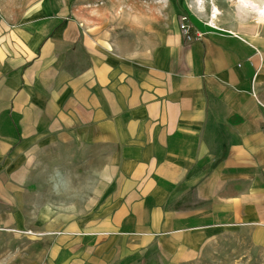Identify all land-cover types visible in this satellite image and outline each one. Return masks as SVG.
Masks as SVG:
<instances>
[{"label": "crops", "instance_id": "1", "mask_svg": "<svg viewBox=\"0 0 264 264\" xmlns=\"http://www.w3.org/2000/svg\"><path fill=\"white\" fill-rule=\"evenodd\" d=\"M97 2L0 21V233L37 264H203L227 239L264 262V22L189 1L192 41L177 16L134 36ZM47 165L67 203L29 188Z\"/></svg>", "mask_w": 264, "mask_h": 264}, {"label": "rangeland", "instance_id": "2", "mask_svg": "<svg viewBox=\"0 0 264 264\" xmlns=\"http://www.w3.org/2000/svg\"><path fill=\"white\" fill-rule=\"evenodd\" d=\"M193 3V7L204 10L209 17L213 10L214 3H221L226 12L237 14L241 10L246 14V18L254 21L264 22V16L257 14L248 8L241 7L238 0H98L93 6V11L87 13V16H113L111 21L114 25H122L128 29V33L135 36L146 32L148 28H158L163 22L171 17L177 16L181 21L187 15L185 11L186 2ZM256 4L264 7V0H252ZM46 0H0V21L8 25L20 23L37 11L38 7L42 8ZM203 3V4H202ZM190 7V3L188 4ZM181 16V18H179ZM217 17V16H215ZM235 21L238 16H225L226 20ZM187 19V17H186ZM235 19V20H234ZM110 23V21H109ZM129 38H132L131 35ZM132 39H136L133 37ZM139 39H143L142 36ZM74 166H70L69 169ZM57 168L53 165L40 167L38 171L32 174V180L28 182L29 188L36 191L40 196L43 195V201L52 203V201L61 204L62 201L68 202V198L56 197L52 195V190H66L67 182L60 179L57 175ZM54 175L53 177H51ZM75 187H83V183L76 181ZM55 190V192H56ZM64 192V191H63ZM61 193V192H60ZM42 194V195H41ZM41 199V198H39ZM82 198H70V201H78ZM42 249L36 244V239L27 231L13 230L12 232L0 233V264H37ZM210 252V253H209ZM204 257L203 264H264L258 259L246 261L241 256L236 261H231V239L223 241L216 250H210ZM253 256H257L253 254Z\"/></svg>", "mask_w": 264, "mask_h": 264}, {"label": "bare ground", "instance_id": "3", "mask_svg": "<svg viewBox=\"0 0 264 264\" xmlns=\"http://www.w3.org/2000/svg\"><path fill=\"white\" fill-rule=\"evenodd\" d=\"M237 2L240 3L241 7L244 6V7L252 10L253 12H255L257 14H261L262 16H264V7L256 4L254 1H252V0H238ZM198 3L200 4L201 0H198ZM213 13L217 14L214 10H213ZM213 17H215V16H213Z\"/></svg>", "mask_w": 264, "mask_h": 264}, {"label": "built area", "instance_id": "4", "mask_svg": "<svg viewBox=\"0 0 264 264\" xmlns=\"http://www.w3.org/2000/svg\"><path fill=\"white\" fill-rule=\"evenodd\" d=\"M186 21H187L186 17H183L181 20V24H180V31H181L183 37L185 38V40H187L189 42V41L193 40V36L191 34L190 27L187 25V23H185Z\"/></svg>", "mask_w": 264, "mask_h": 264}]
</instances>
